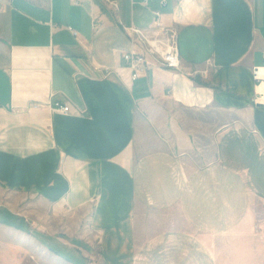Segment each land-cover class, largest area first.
<instances>
[{"label":"crops","instance_id":"obj_1","mask_svg":"<svg viewBox=\"0 0 264 264\" xmlns=\"http://www.w3.org/2000/svg\"><path fill=\"white\" fill-rule=\"evenodd\" d=\"M160 1L117 0V12L104 0H0V264H99L60 223L92 202L105 255L136 264V154L169 166L191 146L214 155L198 167L176 159L179 180L154 170V264H264V106L252 74L264 65V0H167L182 67L128 81L133 43L120 21L153 24ZM56 100L71 111L45 104ZM180 107L234 115L193 122L211 129L196 143ZM163 126L180 127L181 152L154 142Z\"/></svg>","mask_w":264,"mask_h":264},{"label":"rangeland","instance_id":"obj_2","mask_svg":"<svg viewBox=\"0 0 264 264\" xmlns=\"http://www.w3.org/2000/svg\"><path fill=\"white\" fill-rule=\"evenodd\" d=\"M175 118L180 120V126L182 125L181 121H185V124L188 125L185 129L187 131L193 132L194 139L191 141L198 143V141L208 142L210 140L209 134H203L201 137L197 134V130L199 129L201 131H211L208 127H202L199 128L198 126H191V124L198 120H205V121H211L214 119H228L230 117H233V113L229 110H218L215 108H209L208 110L202 109H191V108H183L180 107L178 109H175ZM190 122V123H189ZM182 128V127H181ZM159 130H154V142L160 141V147L161 149H168L173 150L174 152H181L183 150L182 145L187 144L186 141H183L182 137V131L179 130L180 127H174V128H167L166 126L158 128ZM197 131V132H196ZM147 138L150 140L151 133H147ZM155 147V145H154ZM147 149H150V144H148ZM190 150L193 154H172V158L170 159L169 166L166 164L165 161L162 160L158 166H154V159H149V157H154V154H136V168L141 171H138V188H139V198H140V206L138 207L137 213L139 215V218L141 219L140 223L138 222V229L136 242L133 244L134 248V260L136 264H154V227L156 226L161 227L160 224L154 223V205L156 204L154 201V170L155 167L159 168L161 172H167V169L169 167L170 174L172 177L178 179V175L175 174V171H178V167L176 166L175 171H173V166H175L174 163H176V159L182 161L183 157L190 159V163L193 167H198L199 162L201 163L200 159H204L205 157H213L214 154H198V150L193 149V147H190ZM188 151V150H187ZM175 155V156H174ZM206 158V159H207ZM149 160V161H148ZM153 163H149V162ZM164 162V163H163ZM202 162H204L202 160ZM180 166V165H179ZM176 180V179H175ZM179 180V179H178ZM140 181V182H139ZM181 181V178H180ZM162 194L166 195V192H163ZM2 196V194H0ZM4 197L7 198H16L20 200V202H26L27 200H31L30 197H23V196H13V195H5ZM164 198V197H162ZM8 199V200H9ZM96 209L95 205L90 203V205L84 206L83 208H79V210H74L71 215L63 216V219L60 220V223H62L61 230L66 231L72 234L77 239V244L80 247L84 248H91V251L95 255V259L99 264H119L117 261L110 260L105 255V243H103L99 231L94 228L93 226V214L94 210ZM166 207L162 209V212L165 213ZM67 217L70 219L67 222ZM166 225V223L162 224ZM193 227V226H192ZM136 245V247H135ZM89 246V248H88ZM104 250V251H103ZM227 256V255H226ZM29 260L27 258V261H25V264H38L37 261L32 257L29 256ZM228 259V256H227ZM163 261V260H162ZM117 262V263H116ZM165 262V261H164ZM225 262V261H224ZM224 264V263H223ZM226 264H229V262H226Z\"/></svg>","mask_w":264,"mask_h":264},{"label":"built area","instance_id":"obj_3","mask_svg":"<svg viewBox=\"0 0 264 264\" xmlns=\"http://www.w3.org/2000/svg\"><path fill=\"white\" fill-rule=\"evenodd\" d=\"M112 5L118 12L119 4L117 0H104ZM149 0H145L148 2ZM167 0H161L160 6L154 9L156 20L148 26H138L134 23H122L125 31L129 35L133 46L122 52V68L127 73L128 81H135L146 72L156 67L178 68L182 67V57L180 53L179 33L180 28L176 24H167L162 19L161 8L166 5ZM77 35L78 31L74 29ZM264 65H255L252 70L255 87L264 83ZM123 72V71H122ZM120 74V71L118 72ZM122 77V75L120 74ZM125 78V77H123ZM260 93L255 91L253 101H260ZM264 103V102H263ZM42 102H34V106L42 105ZM52 110L69 113L71 104L60 100L45 102ZM264 222V218L260 219ZM259 225V224H258Z\"/></svg>","mask_w":264,"mask_h":264},{"label":"bare ground","instance_id":"obj_4","mask_svg":"<svg viewBox=\"0 0 264 264\" xmlns=\"http://www.w3.org/2000/svg\"><path fill=\"white\" fill-rule=\"evenodd\" d=\"M263 70H264V67H263ZM255 91H257L258 93H260V95L258 96V98H259L260 101H263L264 102V83L259 84L257 86V88L255 89Z\"/></svg>","mask_w":264,"mask_h":264},{"label":"water","instance_id":"obj_5","mask_svg":"<svg viewBox=\"0 0 264 264\" xmlns=\"http://www.w3.org/2000/svg\"><path fill=\"white\" fill-rule=\"evenodd\" d=\"M258 105L259 106H264V103L263 102H258Z\"/></svg>","mask_w":264,"mask_h":264}]
</instances>
